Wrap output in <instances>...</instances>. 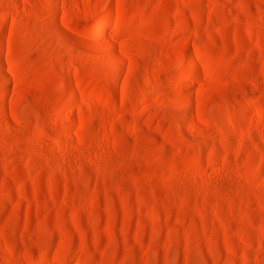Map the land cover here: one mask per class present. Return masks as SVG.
Instances as JSON below:
<instances>
[{"label":"rangeland","instance_id":"rangeland-1","mask_svg":"<svg viewBox=\"0 0 264 264\" xmlns=\"http://www.w3.org/2000/svg\"><path fill=\"white\" fill-rule=\"evenodd\" d=\"M0 264H264V0H0Z\"/></svg>","mask_w":264,"mask_h":264}]
</instances>
